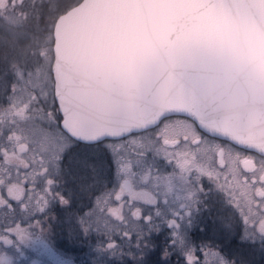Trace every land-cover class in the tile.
<instances>
[{
  "label": "snow or ice",
  "instance_id": "6c2138e0",
  "mask_svg": "<svg viewBox=\"0 0 264 264\" xmlns=\"http://www.w3.org/2000/svg\"><path fill=\"white\" fill-rule=\"evenodd\" d=\"M52 221L80 264L264 259V0H0V264H77Z\"/></svg>",
  "mask_w": 264,
  "mask_h": 264
},
{
  "label": "flooded vegetation",
  "instance_id": "af4514ba",
  "mask_svg": "<svg viewBox=\"0 0 264 264\" xmlns=\"http://www.w3.org/2000/svg\"><path fill=\"white\" fill-rule=\"evenodd\" d=\"M87 152L89 154L103 155L102 147L101 148L87 149ZM89 203H90V201L88 200V198L86 196L79 198V199H77V201L74 205V208L72 210H76V209H79L81 207H84V210H87V206L89 205ZM54 212H55V214L59 215L61 217V219H63L65 213L61 210V208L59 206H57L54 209ZM231 217H233V210L231 208L226 207L222 202H220V200L218 198L210 205V210L205 213L206 222L209 223L210 225H212L214 222H215V224H219L222 219L226 220V219H229ZM52 224H53V230L55 232L57 241L59 242V244L62 247L66 248L70 252V254H72L74 256V259H76L75 253H81V252L84 253L85 252V245L84 244L83 245L74 244L72 241H70L67 238L65 230L56 221H52ZM211 234H212V232L210 231L208 233V235H211ZM201 235H204V234L197 233V236H201ZM216 235L219 236L220 233L217 231ZM163 239L161 240L162 242H163ZM217 242L220 243L221 241L218 240ZM224 244L231 249H238L239 253H241L244 249V248H242L243 245L239 244V237L238 236L228 238L226 241H224ZM0 246H2V245H0ZM158 259H159V255L153 254L150 257V264H155V262ZM174 259L175 258H173V260ZM80 262L81 261H77V264H80ZM254 264H264V260H258Z\"/></svg>",
  "mask_w": 264,
  "mask_h": 264
},
{
  "label": "rangeland",
  "instance_id": "374dc122",
  "mask_svg": "<svg viewBox=\"0 0 264 264\" xmlns=\"http://www.w3.org/2000/svg\"><path fill=\"white\" fill-rule=\"evenodd\" d=\"M163 238H164L163 235H161V236H159L158 238H156V243H157L158 245L162 244V241H161V240H162ZM84 245H85V252H84V253H83V252H81V253H75L76 261H86L85 253L88 251V246H87L86 243H85ZM242 248H244V249H243V251H242L240 254H242L243 256H245L247 259L251 260V261L253 262V264H254L256 261H258V260H264V259H262V258L260 257L259 253H255V254H253V253L250 251V249L248 248L247 245H243ZM155 254H158V252L155 253Z\"/></svg>",
  "mask_w": 264,
  "mask_h": 264
}]
</instances>
